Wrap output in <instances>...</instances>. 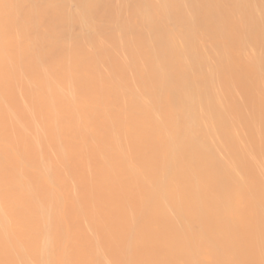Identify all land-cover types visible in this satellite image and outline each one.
<instances>
[{"label": "bare ground", "instance_id": "obj_1", "mask_svg": "<svg viewBox=\"0 0 264 264\" xmlns=\"http://www.w3.org/2000/svg\"><path fill=\"white\" fill-rule=\"evenodd\" d=\"M0 264H264V0H0Z\"/></svg>", "mask_w": 264, "mask_h": 264}]
</instances>
